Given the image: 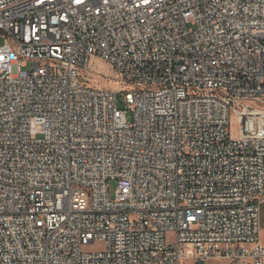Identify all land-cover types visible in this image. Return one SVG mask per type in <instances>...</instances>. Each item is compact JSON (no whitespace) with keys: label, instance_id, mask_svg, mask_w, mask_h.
Instances as JSON below:
<instances>
[{"label":"built area","instance_id":"1","mask_svg":"<svg viewBox=\"0 0 264 264\" xmlns=\"http://www.w3.org/2000/svg\"><path fill=\"white\" fill-rule=\"evenodd\" d=\"M263 201L264 0H0V264H264Z\"/></svg>","mask_w":264,"mask_h":264},{"label":"rangeland","instance_id":"2","mask_svg":"<svg viewBox=\"0 0 264 264\" xmlns=\"http://www.w3.org/2000/svg\"><path fill=\"white\" fill-rule=\"evenodd\" d=\"M88 78L90 80V84L93 86L97 87H103V88H108V89H113V90H120V91H126L130 88L128 84L123 82L119 76V74L105 61H97L95 66L90 70V73L88 74ZM122 97H120V105L122 108H126V106L123 105L121 102ZM127 117L128 119H131L132 114L131 112H127ZM231 130L232 133L237 134L239 132V124L238 118L236 115L232 113L231 115ZM110 188H111V196L114 197L115 195V190H116V182L112 181L110 183ZM95 246L93 249H96ZM214 264H222L221 262L227 261L224 258H214ZM218 261V262H217ZM190 264H194L193 261L188 260Z\"/></svg>","mask_w":264,"mask_h":264},{"label":"crops","instance_id":"3","mask_svg":"<svg viewBox=\"0 0 264 264\" xmlns=\"http://www.w3.org/2000/svg\"><path fill=\"white\" fill-rule=\"evenodd\" d=\"M260 227H261L260 238H261V241L264 242V201L261 203ZM214 261H216V260H214V258H213L208 262V264H214ZM221 263L222 264H230V262L228 260L225 262H221Z\"/></svg>","mask_w":264,"mask_h":264}]
</instances>
